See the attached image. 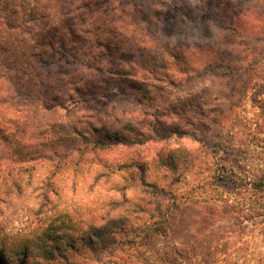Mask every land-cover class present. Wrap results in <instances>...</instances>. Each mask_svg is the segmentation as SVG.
Instances as JSON below:
<instances>
[{
  "label": "rangeland",
  "instance_id": "374dc122",
  "mask_svg": "<svg viewBox=\"0 0 264 264\" xmlns=\"http://www.w3.org/2000/svg\"><path fill=\"white\" fill-rule=\"evenodd\" d=\"M100 5L96 37L112 52L93 50L92 38L84 59L91 65L105 53L107 71L83 74L98 88L38 115L39 87L27 76L13 83L15 73L0 68L5 264H154L171 244L192 248L194 263L264 264V193L237 194L218 178L264 175V0ZM85 21L92 25L89 14ZM68 51L45 59L57 64L41 73L51 87L82 75L79 54ZM125 69L133 86L118 81ZM85 122L95 129L89 142L126 145L91 151L60 142L76 124L87 130ZM169 191L179 231L153 235V249L129 244L173 209Z\"/></svg>",
  "mask_w": 264,
  "mask_h": 264
},
{
  "label": "trees",
  "instance_id": "16d2710c",
  "mask_svg": "<svg viewBox=\"0 0 264 264\" xmlns=\"http://www.w3.org/2000/svg\"><path fill=\"white\" fill-rule=\"evenodd\" d=\"M101 2L104 5L108 3V0H0V68H3L7 73H15V81L13 82V77L10 76L6 82L12 87H14L12 82L24 83L22 79L26 76L27 83L29 82V84H35L39 87L42 94L37 97L35 102L40 109L38 115L42 111L55 112L62 108L65 102H73V93H77L85 88H98L97 85H92V82H87V75L83 74H87V71H95L103 77L105 75L104 72L107 71L106 66H101L100 64L104 60L105 53L100 51L101 54L97 55V58L100 60L93 61L91 65H88V62L84 59L88 58V46L92 43V38L94 39L92 44L93 50L97 51L104 48L106 53L112 52L110 51L112 47L111 43L107 44L106 39L96 37L100 27L94 29L98 26L100 20L98 12H94L93 9L100 8ZM87 13L90 15L91 26L90 22L85 21L86 17H88ZM77 45L78 48H75ZM64 49L69 50L68 53L79 54L80 58L82 57V60L77 58V61L74 62L75 70L78 69L76 63L81 64L83 70H78L82 72V75H76L77 77L74 81H68L67 87L61 88L60 85L51 87V83L48 82L49 80H44L41 73L43 69H49L51 66L55 67L57 64H45V59L51 52ZM114 53L117 57L120 56L122 48L117 46ZM91 59L93 58L91 57ZM76 73L79 74L77 70L75 71ZM122 73L118 78L120 83L131 86L136 83V76L131 74L130 70L125 69ZM108 81L105 82L108 83ZM2 84L0 80V85ZM2 88L3 86L0 87V89ZM54 89L56 91L52 92ZM1 102L3 104V101ZM80 118L83 120L85 117L80 116ZM88 123H84L87 129L85 131L76 124L73 132L70 130L67 133L63 132L62 135H65L61 136L60 142L70 146L81 142L83 149H90L91 151L108 150L118 144L126 145L120 139H116L115 142L110 143L98 142L96 140L89 142V133L95 129L90 127ZM2 131L3 128L0 126V133ZM1 137L4 139L3 134ZM106 139L111 140L109 135ZM34 155H36V152L29 151L26 156H30L29 158L33 159ZM218 178L220 180L224 179L222 181L225 182H231L237 194L246 192L250 196H253L264 193V175L254 181L238 178L231 173L219 174ZM157 191L159 193L163 192L161 189ZM164 194L173 201V209L168 211L162 218H159L158 221L145 226L140 233L141 235H138L139 240H129V244L153 249V243L151 242L153 235L164 234L167 230L173 232V234L179 231V220L176 218V211L179 207L177 196L171 191L164 192ZM100 237V234L97 232L92 234V239H100ZM167 247L168 250L161 252L157 256L158 262L154 264H201L191 262L190 256L194 254L192 248H184L176 244H171ZM5 263L6 258L1 255L0 264ZM204 263L208 264V262Z\"/></svg>",
  "mask_w": 264,
  "mask_h": 264
}]
</instances>
